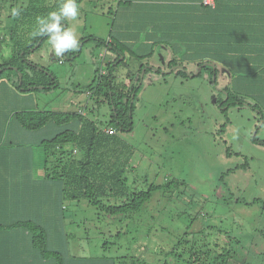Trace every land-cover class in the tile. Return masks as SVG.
<instances>
[{"label":"rangeland","instance_id":"obj_1","mask_svg":"<svg viewBox=\"0 0 264 264\" xmlns=\"http://www.w3.org/2000/svg\"><path fill=\"white\" fill-rule=\"evenodd\" d=\"M22 2L42 16L57 10L63 0ZM76 2L78 17L62 23L76 34L78 50L56 57L45 38L25 52L26 64L52 74L57 87L21 92L16 89L20 73L9 69L0 73V141L1 136L10 140L14 112L35 109L79 113L83 120L105 128L110 116L107 103L95 104L96 97L85 91L114 58L105 45L115 43L123 47L127 68L140 69L131 76L138 79L132 130L116 135L117 166L123 167L129 183L137 181V188L145 190L150 184L158 188L129 215H105L85 200L76 205L66 200L68 256L114 264H187L183 254L195 245L202 252L210 248L196 264H264V95L243 90L239 93L243 105L234 101L219 108L216 101L226 94L228 72L217 86L209 84L208 71L198 74L202 67H195L194 59H184L181 42L157 40L148 55L154 22L137 13L147 9L149 0ZM11 9L8 2L0 9V66L13 54L2 27L9 24ZM205 64L214 67L212 62ZM127 76L128 69L119 67L116 83L128 84ZM45 79L41 83L51 82ZM227 88L235 92L232 86ZM45 137L48 134L34 138ZM20 139V144L28 140ZM223 251L229 259L218 256Z\"/></svg>","mask_w":264,"mask_h":264},{"label":"trees","instance_id":"obj_2","mask_svg":"<svg viewBox=\"0 0 264 264\" xmlns=\"http://www.w3.org/2000/svg\"><path fill=\"white\" fill-rule=\"evenodd\" d=\"M0 2H2L0 9L3 3L7 2L9 8L21 9L19 17L11 15L9 24L3 23L2 26L6 27L7 39L12 42L13 54L4 65L0 66L1 72L9 69L20 73V84L16 89L21 92L48 91L57 87L56 78L52 74L48 72L45 75L43 69L38 70L36 66L26 64L25 61V52L37 42L41 43L47 38L30 36L31 27L36 26V18L41 14L32 10L30 3L23 4L22 0ZM152 4H155L153 9H150L152 6H147L148 9L144 12L137 13L151 17L154 22L150 25L153 31L150 34L151 50L148 55L157 40L174 42V44L181 42L184 47L181 50L184 59H194L195 67H202L198 74L208 71L209 84L217 86L218 80L228 72L229 75L227 73L226 75L229 79L224 77L227 82L223 87L226 94L221 100L216 101L219 108L234 101L243 105L239 95L243 90L250 91L253 96L264 95V0H213L212 8L204 4L203 0H165L164 2L157 0ZM42 16L46 15L42 14ZM153 33H157L156 37ZM27 38H29L28 43ZM105 50L114 58L106 62L105 72L96 76L85 91L87 96L96 97L95 104L107 103L110 116L105 128L99 127L94 121L83 120V115L79 113L35 109L14 112L11 116L15 122L11 131H14L18 137L13 139L10 137L8 140L6 136L4 138L1 136L0 148L19 149L39 146L43 150L42 182L46 181L50 187L46 197L52 199L56 196L57 207L52 213V218L47 222V218L41 217L42 221L45 220L41 222L34 221L27 215L18 218L5 228L8 231L28 234L30 246L41 250L43 257L53 258L54 264H61L62 253L50 252L47 249L55 246L53 243L57 236L59 240L56 246L66 250V253L68 251L63 215L66 200L75 205L80 200H85L98 213L105 215H129L137 212L148 201L151 193L158 188L153 184L145 190L137 188V181L133 180L129 183L127 177L123 175V167L118 169L116 158L119 157V140L116 135L118 132L129 133L132 130L131 116L138 79L133 80L131 76L138 75L140 69L138 71L132 67L127 68L129 66L125 62L126 55L122 46L107 42ZM206 62L214 63V67L207 68ZM23 67L27 73L26 85L22 84ZM119 67L128 69L127 80H129L124 86L116 83V71ZM182 68L186 69L184 66ZM154 71L160 72V69ZM36 75L41 76L42 79L39 77L36 79ZM211 76H214L213 80ZM45 78H49L51 82L41 83L46 80ZM38 86L42 88L38 89ZM229 86H232L235 92L231 93L227 88ZM44 133L48 134V137L34 138ZM26 135L33 138L32 142L23 140L24 144H20L19 141H22L20 137ZM252 141L255 142L256 138ZM256 142L260 144L259 141ZM261 144L264 145L262 142ZM48 233L50 238L47 236ZM214 246L219 248L218 244ZM207 249L202 252L199 247L192 245L183 254V260L187 264H196L201 256L208 255L210 248ZM218 256L222 259L230 257L227 251L220 252ZM262 258L264 261V253ZM74 263L114 264L113 261L104 259L75 260Z\"/></svg>","mask_w":264,"mask_h":264},{"label":"crops","instance_id":"obj_3","mask_svg":"<svg viewBox=\"0 0 264 264\" xmlns=\"http://www.w3.org/2000/svg\"><path fill=\"white\" fill-rule=\"evenodd\" d=\"M149 1L153 3L157 0ZM207 1L209 4L206 5L212 8L213 0ZM152 3L146 6H152L150 9H153L155 4ZM14 137L18 136L12 131L11 138ZM22 138L32 142L29 135ZM42 157L43 150L39 146L19 149L0 148V225H2L0 226V264H54L53 258L43 257L41 250L30 246L28 234L8 231L5 228L18 218L27 215L34 221L41 222H45L41 217L47 218V222L52 218V213L57 207L56 196L52 199L46 197L50 187L46 181L42 182L44 174ZM58 240L57 236L53 243L55 246L47 251L62 253L61 264H74V259L68 257L66 250L56 246Z\"/></svg>","mask_w":264,"mask_h":264},{"label":"clouds","instance_id":"obj_4","mask_svg":"<svg viewBox=\"0 0 264 264\" xmlns=\"http://www.w3.org/2000/svg\"><path fill=\"white\" fill-rule=\"evenodd\" d=\"M20 8L11 9L13 17H19ZM79 15L76 0H63L57 10L49 12L46 16L36 18V27L30 33L32 37H47L48 43L56 57L63 58L66 53L79 48L76 34L62 24L65 19L75 20Z\"/></svg>","mask_w":264,"mask_h":264},{"label":"built area","instance_id":"obj_5","mask_svg":"<svg viewBox=\"0 0 264 264\" xmlns=\"http://www.w3.org/2000/svg\"><path fill=\"white\" fill-rule=\"evenodd\" d=\"M203 3L204 4H209L207 0H203Z\"/></svg>","mask_w":264,"mask_h":264},{"label":"water","instance_id":"obj_6","mask_svg":"<svg viewBox=\"0 0 264 264\" xmlns=\"http://www.w3.org/2000/svg\"><path fill=\"white\" fill-rule=\"evenodd\" d=\"M198 71H200V69ZM0 72H1V70H0ZM39 88H42V87H39Z\"/></svg>","mask_w":264,"mask_h":264}]
</instances>
